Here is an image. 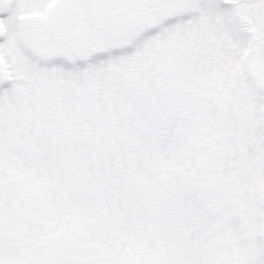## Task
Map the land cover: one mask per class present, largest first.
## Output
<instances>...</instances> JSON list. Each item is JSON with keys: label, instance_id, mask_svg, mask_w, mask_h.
Returning a JSON list of instances; mask_svg holds the SVG:
<instances>
[{"label": "snow or ice", "instance_id": "6c2138e0", "mask_svg": "<svg viewBox=\"0 0 264 264\" xmlns=\"http://www.w3.org/2000/svg\"><path fill=\"white\" fill-rule=\"evenodd\" d=\"M0 264H264V0H0Z\"/></svg>", "mask_w": 264, "mask_h": 264}]
</instances>
